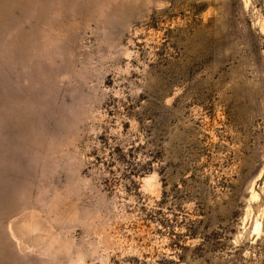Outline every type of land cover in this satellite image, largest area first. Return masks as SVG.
<instances>
[{"label": "rangeland", "instance_id": "374dc122", "mask_svg": "<svg viewBox=\"0 0 264 264\" xmlns=\"http://www.w3.org/2000/svg\"><path fill=\"white\" fill-rule=\"evenodd\" d=\"M0 264H264V0H0Z\"/></svg>", "mask_w": 264, "mask_h": 264}]
</instances>
